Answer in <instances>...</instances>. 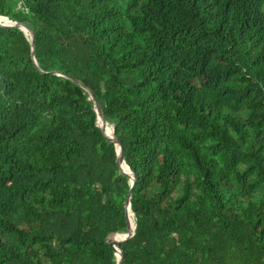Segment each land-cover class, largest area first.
I'll use <instances>...</instances> for the list:
<instances>
[{"label":"trees","instance_id":"obj_1","mask_svg":"<svg viewBox=\"0 0 264 264\" xmlns=\"http://www.w3.org/2000/svg\"><path fill=\"white\" fill-rule=\"evenodd\" d=\"M0 17L34 37L0 21V264H117L130 174L69 78L136 180L121 264H264V0H0Z\"/></svg>","mask_w":264,"mask_h":264},{"label":"water","instance_id":"obj_2","mask_svg":"<svg viewBox=\"0 0 264 264\" xmlns=\"http://www.w3.org/2000/svg\"><path fill=\"white\" fill-rule=\"evenodd\" d=\"M0 21L2 22L1 24H3V25L16 26L20 30H22L26 35L30 36V38H31V45L33 46V44H34V39L33 38L34 37H33V35L30 34L29 29L25 25H23L21 23H18V22L11 21V20H9L8 18H5V17H0ZM32 55H33L34 61L36 62V59H35V56H34V49H33V47H32ZM53 74H57L59 76H63V77L68 78L66 75H63V74H59V73H53ZM69 79H71L72 81H74L76 84H78L79 86H81L84 90H86L89 93V95H90V97H91V99H92V101L94 103V109H95V112L97 114V124H98V126L102 130H104L105 133L108 136L113 137L114 143H115V149H116L117 156H118V160L121 163V165L130 174L131 189L129 191L128 198H127V201H126V206H127L126 213H127V221H128L129 231L126 234H120V233L111 234L107 238V240H106V243L108 245H111L114 248V251H115V254H116V257H117V264H121V262H122V253H121L120 249L113 244V241L114 240H117V239H129L132 236H134L135 233H136V225L134 223V213H133L132 208H131V201H132L133 189L135 187L136 180H135V177H134V175H133L130 167L126 164V162H125L122 154L120 153V150H119L120 143H119L118 138L115 136L114 129L111 128V127H108L107 126V123L104 120H102L101 108H100V105H99L98 101L96 100L95 96L79 80L74 79V78H69ZM131 215L133 217H131Z\"/></svg>","mask_w":264,"mask_h":264}]
</instances>
